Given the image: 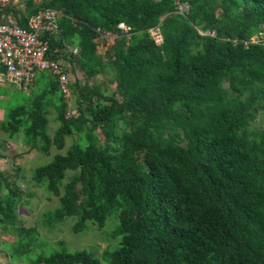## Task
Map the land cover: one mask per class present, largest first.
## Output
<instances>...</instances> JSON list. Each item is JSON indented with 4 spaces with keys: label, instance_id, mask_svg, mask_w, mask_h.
<instances>
[{
    "label": "trees",
    "instance_id": "obj_1",
    "mask_svg": "<svg viewBox=\"0 0 264 264\" xmlns=\"http://www.w3.org/2000/svg\"><path fill=\"white\" fill-rule=\"evenodd\" d=\"M24 3L27 17L58 12L45 40L70 77L69 97L54 76L36 73L22 103L2 111L0 133L44 155L70 138L30 173L57 198L40 223L51 230L68 220L81 234L114 219L107 235L117 240L99 258L59 246L28 264H264V0ZM105 63L109 95L96 81ZM50 110L57 127L48 136ZM15 183L0 170V230L26 259L38 232L16 216Z\"/></svg>",
    "mask_w": 264,
    "mask_h": 264
},
{
    "label": "rangeland",
    "instance_id": "obj_2",
    "mask_svg": "<svg viewBox=\"0 0 264 264\" xmlns=\"http://www.w3.org/2000/svg\"><path fill=\"white\" fill-rule=\"evenodd\" d=\"M186 7L180 6L181 10ZM113 38L97 41V53L102 54L105 47L112 42ZM106 72L102 76L96 77V81L101 82V91L105 95H109L113 91V83L111 82V73L109 72L110 65L105 63ZM79 83H83L80 75L77 76ZM5 89L6 94L0 96V120L2 119V111L6 107L18 105L22 103L24 96L29 95L31 91L26 90L23 93L15 91L10 85L0 87ZM73 97L68 99V111H73ZM53 111H49L47 115L46 133L51 136L57 123L54 121ZM71 144L70 138L64 139L63 148L56 150L50 147L48 154H40L36 151H28L20 143V135L13 140H7L0 133V170L7 173L9 180H16L15 185L18 187L21 196V202L17 206L16 216L21 223L28 227H34L38 232L37 247L26 254V259L23 256H18L13 252L15 245V236L12 234L2 233L0 230V264H28L27 260H32L35 255H48L60 249L67 251L85 249L93 253L99 258L104 249H110L117 242L107 235L108 231L113 227L114 219L106 222L102 230H97L93 226L88 225L86 230L81 234H73L70 232L71 221H64L57 225L54 229H47L41 225V215L43 212L51 211L58 207L57 198L45 192L40 185H34L30 180L31 171L38 167L47 164L53 155L63 154L64 150ZM14 170L17 175L14 176ZM69 174V173H67ZM60 246V247H59Z\"/></svg>",
    "mask_w": 264,
    "mask_h": 264
},
{
    "label": "built area",
    "instance_id": "obj_3",
    "mask_svg": "<svg viewBox=\"0 0 264 264\" xmlns=\"http://www.w3.org/2000/svg\"><path fill=\"white\" fill-rule=\"evenodd\" d=\"M28 0H0V87L10 85L25 92L38 72H47L55 77L60 94L69 97V75L63 70L64 64L51 60L47 55L45 37L56 29L58 12L51 9L39 10L28 16L20 27L1 16L3 9ZM39 1V0H34ZM117 28L125 30L123 25ZM154 44L160 43L158 31L148 30Z\"/></svg>",
    "mask_w": 264,
    "mask_h": 264
},
{
    "label": "crops",
    "instance_id": "obj_4",
    "mask_svg": "<svg viewBox=\"0 0 264 264\" xmlns=\"http://www.w3.org/2000/svg\"><path fill=\"white\" fill-rule=\"evenodd\" d=\"M26 3L22 4H13L3 9L1 16L4 19L10 20L11 22H16L17 20L25 19L28 15L26 9ZM16 24V23H15Z\"/></svg>",
    "mask_w": 264,
    "mask_h": 264
}]
</instances>
